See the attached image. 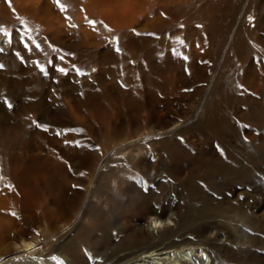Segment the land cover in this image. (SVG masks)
I'll use <instances>...</instances> for the list:
<instances>
[{
	"label": "rangeland",
	"instance_id": "rangeland-1",
	"mask_svg": "<svg viewBox=\"0 0 264 264\" xmlns=\"http://www.w3.org/2000/svg\"><path fill=\"white\" fill-rule=\"evenodd\" d=\"M198 11L214 18L215 25L210 28L205 14L195 15ZM239 30L242 52L231 47ZM0 32L12 34L11 45L0 35V179L6 166L2 150L15 138L21 143L33 138L52 155L58 146L101 155L105 127L94 115H204V106L218 89L232 99L219 115L230 117L237 129L236 161L255 167L247 190L258 202L264 200V117L253 123L249 116L251 107H264V0H0ZM214 32L221 46L212 55ZM224 60L229 65L222 72ZM145 80L173 84L177 92L167 97L150 93L158 99L155 104L149 96L138 99L133 111L124 110L123 98H139ZM200 144L195 142L191 151L203 148L210 155L213 147L216 159L224 161L216 143ZM71 168L64 164L70 174ZM248 202L255 204L240 194L235 214L241 215ZM256 224L236 222L231 232L240 240L246 237L254 246L251 254L258 257L263 234L253 229ZM218 240H223L220 233ZM230 247L242 262L253 257L242 244ZM5 249L9 242L2 234L0 251Z\"/></svg>",
	"mask_w": 264,
	"mask_h": 264
},
{
	"label": "bare ground",
	"instance_id": "bare-ground-1",
	"mask_svg": "<svg viewBox=\"0 0 264 264\" xmlns=\"http://www.w3.org/2000/svg\"><path fill=\"white\" fill-rule=\"evenodd\" d=\"M205 17L210 28L215 25L214 18ZM214 34L212 55L221 46ZM240 38L239 30L231 47L242 52ZM228 62L220 64L222 72ZM144 85L139 98H123L122 109L131 112L138 99L143 102L150 93L173 96L178 88L148 80ZM151 96L155 104L158 99ZM231 100L216 89L204 115H92L105 127L101 155L58 146L56 156L33 138L27 143L15 138L2 150L0 237L5 234L9 249L0 251V264H264V200L247 190L255 167L236 161L237 129L230 117L219 115ZM263 112L260 104L250 108L253 123ZM197 141L216 143L224 161L216 159L213 147L211 156L203 148L191 151ZM240 194L255 204L248 202L238 215L234 203ZM236 222H258L253 228L263 234L258 257L246 237L231 232ZM235 243L253 256L250 261H240L230 249Z\"/></svg>",
	"mask_w": 264,
	"mask_h": 264
},
{
	"label": "snow or ice",
	"instance_id": "snow-or-ice-1",
	"mask_svg": "<svg viewBox=\"0 0 264 264\" xmlns=\"http://www.w3.org/2000/svg\"><path fill=\"white\" fill-rule=\"evenodd\" d=\"M54 2L57 3V4H59V0H54ZM0 35L7 36L6 43L9 44V45H11V43H12V34L11 33H3V32H0ZM29 39H31V37H29ZM20 42L24 45L25 49H27L29 51V53H30L31 52V48H29L27 42L24 41L23 39ZM35 47L38 50L40 49V45L39 44H35ZM3 51H4V49L3 48H0V52H3ZM14 54L17 55V58L18 59H21V62L22 63L24 62L23 58L20 56V54L18 52L14 53ZM60 59L63 60V57H60ZM34 63H36L38 69L41 72H46V68L43 67V66H41L38 61H34ZM49 63H51V62L49 61ZM0 67H3V65H0ZM56 70L59 71V72H61L62 74H67V69H64V68H62L60 66H57L56 67ZM76 71L79 74V70L77 69ZM5 103H7V101H5ZM8 107L11 108V105L9 104ZM244 127H247V125H245ZM51 259L54 260V261H57V257L56 256L51 257ZM57 264H62V261H57Z\"/></svg>",
	"mask_w": 264,
	"mask_h": 264
}]
</instances>
